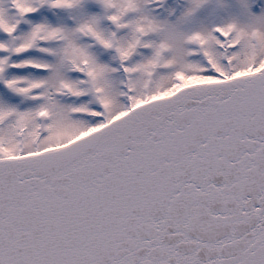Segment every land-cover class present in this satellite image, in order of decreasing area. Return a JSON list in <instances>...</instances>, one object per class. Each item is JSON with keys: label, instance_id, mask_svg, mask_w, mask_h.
I'll return each mask as SVG.
<instances>
[{"label": "snow or ice", "instance_id": "6c2138e0", "mask_svg": "<svg viewBox=\"0 0 264 264\" xmlns=\"http://www.w3.org/2000/svg\"><path fill=\"white\" fill-rule=\"evenodd\" d=\"M0 264H264V0H0Z\"/></svg>", "mask_w": 264, "mask_h": 264}]
</instances>
